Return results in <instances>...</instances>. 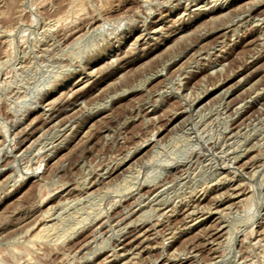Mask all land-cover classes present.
Wrapping results in <instances>:
<instances>
[{
	"label": "rangeland",
	"instance_id": "1",
	"mask_svg": "<svg viewBox=\"0 0 264 264\" xmlns=\"http://www.w3.org/2000/svg\"><path fill=\"white\" fill-rule=\"evenodd\" d=\"M100 263L264 264V0H0V264Z\"/></svg>",
	"mask_w": 264,
	"mask_h": 264
},
{
	"label": "bare ground",
	"instance_id": "2",
	"mask_svg": "<svg viewBox=\"0 0 264 264\" xmlns=\"http://www.w3.org/2000/svg\"><path fill=\"white\" fill-rule=\"evenodd\" d=\"M180 4V3H179ZM43 5V4H42ZM73 6V5H72ZM207 10V9H206ZM75 11V10H74ZM72 12V11H71ZM82 12V11H81ZM84 12V11H83ZM245 13V12H244ZM64 14H66V13H64ZM80 15V14H79ZM21 16V15H20ZM87 16V15H86ZM63 17H65V16H63ZM76 17V16H75ZM77 17H78V15H77ZM84 17V16H83ZM82 17V18H83ZM50 18V17H49ZM66 18V17H65ZM69 18V17H68ZM213 18V17H212ZM61 19V18H60ZM64 19V18H63ZM69 21V20H68ZM78 21V20H77ZM81 21V20H80ZM105 21V20H104ZM62 22V21H61ZM95 22H97V21H95ZM94 22V23H95ZM69 23V22H68ZM73 24V23H72ZM57 25H58V23H57ZM77 26V25H76ZM98 26V25H97ZM149 26V25H148ZM10 27V26H9ZM8 27V28H9ZM58 27V26H57ZM62 27V26H61ZM78 27V26H77ZM68 28V27H67ZM67 28H66V30H67ZM82 28V27H81ZM11 29V28H10ZM79 29V28H78ZM216 29V28H215ZM104 30V29H103ZM57 32V31H56ZM74 32V31H73ZM179 32V31H178ZM49 34V33H48ZM70 34V33H69ZM50 35V34H49ZM85 36V35H84ZM77 39V38H76ZM137 42V41H136ZM149 42V41H148ZM8 43V42H7ZM10 43V42H9ZM10 45V44H9ZM135 45V44H134ZM6 49H7V47H6ZM128 53V52H127ZM8 54V53H7ZM7 57V56H6ZM118 57V56H117ZM117 59V58H116ZM118 60V59H117ZM248 64V63H247ZM79 85V84H78ZM126 90V89H125ZM122 91V90H121ZM126 93V92H125ZM227 93V92H226ZM125 95V94H124ZM128 96V95H127ZM121 97V96H120ZM113 98V97H112ZM243 104V103H242ZM109 105V104H108ZM65 110V109H64ZM52 118V117H51ZM48 121V120H47ZM148 144V143H147ZM198 162V161H197ZM210 163V162H209ZM205 164H207V163H205ZM260 164V163H259ZM209 168V167H208ZM184 174V173H183ZM229 177V176H228ZM9 180V179H8ZM219 181V180H218ZM222 181V180H221ZM214 184V183H213ZM209 185V184H208ZM237 185V184H236ZM203 187V186H202ZM201 190H202V188H201ZM150 191V190H149ZM241 191V190H240ZM239 191V192H240ZM243 192L245 191V190H242ZM241 191V192H242ZM246 192H247V190H246ZM248 194V193H247ZM156 195V194H155ZM200 195V194H199ZM238 196V195H237ZM240 196V195H239ZM242 196H244V195H242ZM247 197V196H246ZM245 198V197H244ZM243 198V199H244ZM156 199V198H155ZM241 199V198H240ZM156 203V202H155ZM252 203V202H251ZM238 208H239V206H238ZM46 211V210H45ZM219 211V210H218ZM164 213V212H163ZM225 213V212H224ZM193 214V213H192ZM190 215V214H189ZM174 216V215H173ZM193 216V215H192ZM48 217V216H47ZM142 217V216H141ZM104 218V217H103ZM43 219V218H42ZM190 219V218H189ZM198 219V218H197ZM40 220V219H39ZM192 220V219H191ZM37 221V220H36ZM45 221V220H44ZM134 221V220H133ZM47 222V221H46ZM131 222V221H130ZM48 223V222H47ZM47 223L45 224L44 222H42V221H40L39 223H37V224H35L33 227H31V229L30 230H28V235L30 234V237L32 238L31 240H33V241H35V240H40V239H42V238H44V235H47V234H45L46 233V231L48 230V228L47 227H49V226H46L47 225ZM158 223V222H157ZM139 224V223H138ZM128 226V225H127ZM255 226V225H254ZM253 226V227H254ZM51 227V226H50ZM54 227V226H53ZM129 227V226H128ZM186 227V226H185ZM125 228V227H124ZM149 229V228H148ZM220 230H216V232H215V230H213L214 231V233H210V234H212V237H214V236H219V237H221V235H222V233H221V228H219ZM50 230V229H49ZM223 230V229H222ZM228 230V229H227ZM254 230V229H253ZM55 230H53V232H54ZM135 233H134V235L132 236V241L131 242H129V243H132L131 244V246H133V243L134 242H138L139 240H141V239H143L146 235V233H147V229L145 230V227L144 226H140V227H138V228H136L135 230ZM49 232V231H48ZM244 232V231H243ZM247 232V231H246ZM50 234V233H49ZM208 234V233H207ZM255 235V234H254ZM48 236V235H47ZM129 236V235H128ZM131 236V235H130ZM206 236V235H205ZM211 236V235H210ZM222 236H224V235H222ZM29 237V236H28ZM147 237V236H146ZM149 237V236H148ZM218 237V238H219ZM130 238V237H129ZM152 238V237H151ZM208 238V237H207ZM206 238V239H207ZM210 238V237H209ZM229 238V237H228ZM48 239V238H47ZM182 239V238H181ZM212 239V238H211ZM225 239V238H224ZM30 240V241H31ZM191 240V239H190ZM216 240V239H215ZM43 241V240H42ZM171 242V241H170ZM211 242V241H210ZM260 242V241H259ZM89 243V242H88ZM140 243V242H139ZM253 243V242H252ZM38 245V244H37ZM139 245V244H138ZM31 246V245H30ZM148 246V245H147ZM156 246V245H155ZM25 248V247H24ZM122 248V247H121ZM190 248V247H189ZM174 252V251H173ZM111 254V253H110ZM219 254V253H218ZM118 255V254H117ZM135 255V254H134ZM86 256V255H85ZM114 256V255H113ZM117 257V256H116ZM175 257V256H174ZM114 258V257H113ZM176 258V257H175ZM29 259V258H28ZM92 259V258H91ZM243 261V260H242ZM157 262V261H156ZM206 263V262H205ZM101 264V263H100ZM246 264V263H245Z\"/></svg>",
	"mask_w": 264,
	"mask_h": 264
}]
</instances>
